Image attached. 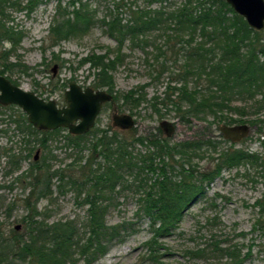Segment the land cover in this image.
<instances>
[{"label":"trees","instance_id":"obj_1","mask_svg":"<svg viewBox=\"0 0 264 264\" xmlns=\"http://www.w3.org/2000/svg\"><path fill=\"white\" fill-rule=\"evenodd\" d=\"M156 1L148 0L151 4ZM31 2L28 6L14 1L11 4L18 9L32 11L35 6ZM1 5L2 2V16H9L1 10ZM60 6V18L50 28L54 45L74 34L86 33L96 24L95 10L90 9L88 4H82L72 13L67 8L61 10ZM129 14L126 22L120 12L109 20H103L107 32L117 40L118 55L112 59L104 54H91L83 60L96 70L95 89L113 91L111 72L123 62L122 50L127 40L131 46H141L149 41V33L171 31L172 36L167 40H178L181 43L178 52H182L186 59L184 69L177 72L179 79L172 80L180 85L165 88V96L160 102L164 106L173 105L175 109L194 116L205 112L222 121L226 116L219 113L235 109L232 102L236 98L254 99L264 91V30L251 28L227 1L182 0L172 9L165 6L155 9L129 7ZM11 21L10 16L0 18V41L18 46L23 33L6 24ZM11 53V48L0 51V73H28V65L20 60L10 61ZM160 65L162 73L169 68L166 62ZM173 74L175 72L172 71L170 75ZM190 79L198 84L205 81L206 86L198 89L197 85L192 89ZM66 86V83L63 84L64 88ZM144 99L143 95L135 101ZM227 119V124H234L231 123L232 118ZM10 120L25 131L23 138L34 136L45 149L49 148L50 140L65 131L64 146L80 153L78 160L84 159V151L89 152L84 164L77 168L80 171L78 175L64 168L52 170L50 162L56 156L53 153L51 157L44 156L42 161L48 163V168L35 178L39 191L34 193L37 199L50 196L55 178L58 187L69 186L76 190L78 196L84 195L78 204L87 206V214L83 221L60 219L49 223L48 217L36 219L41 213L32 210L25 217L26 230L23 233L15 228L5 229L0 221V261L3 264H93L107 253L115 240L123 237L122 231L128 230L126 224L107 223L110 208L116 205L118 194L125 189L137 192V215L150 220L153 236L149 244L152 257H155L157 246L154 244L158 239L176 233L185 211L206 195L208 185L226 168L256 160V156L249 152L231 150L233 144L220 151L219 142L211 138L170 144L166 138L138 137L128 142L112 127H94L86 134L73 135L62 127L51 131L38 130L29 123L24 113L19 118L11 116ZM135 142L146 146V150L136 153L133 150ZM206 158L210 167L202 170L198 161ZM3 203L0 198V208ZM259 203L263 216L259 223L264 229V196ZM207 245L186 253L193 258L207 260V264H245L246 258L237 245L222 246L219 240ZM211 259L217 262L209 263Z\"/></svg>","mask_w":264,"mask_h":264},{"label":"rangeland","instance_id":"obj_2","mask_svg":"<svg viewBox=\"0 0 264 264\" xmlns=\"http://www.w3.org/2000/svg\"><path fill=\"white\" fill-rule=\"evenodd\" d=\"M13 1L21 2L22 6H28L32 1L35 7L32 11L18 9L11 4ZM73 1L77 3L73 4ZM181 1L157 0L151 4L148 0H0L1 10L13 19L6 24L15 26L23 33L18 46H12L9 41H0V51L11 48L10 61L20 60L29 66L28 73L7 72L6 75L22 88L34 91L46 100L54 99L64 106L65 91L70 83L94 88L96 70L89 62L83 63L85 57L104 54L114 59L118 55L117 40L107 32L103 20H109L120 12L126 22L130 17L129 7L155 9L165 6L172 9ZM84 3L95 10L96 24L88 32L74 34L59 45H54L50 28L60 18L59 5L61 10L67 8L72 13ZM9 16L3 17L0 13V18ZM169 36H172L171 31L149 33V41L141 46H131L129 40L125 42L122 50L124 60L111 72L114 85L109 93L113 98L101 110L95 128L112 127L128 142L138 137L166 138L170 144L211 138L219 142L220 151L233 144L231 150L249 152L256 156V160L226 168L220 177L208 185L206 195L185 211L176 233L160 238L154 244L157 246L155 257H152L149 244L153 236L150 220L137 215L138 194L133 189L123 190L116 198V205L109 210L107 223L126 224L128 230L122 231L123 237L115 240L107 253L93 264H207V260L193 258L186 251L207 247L216 240L222 242V246L237 245L246 258L245 264H264V229L260 228L259 223L263 218L259 202L264 196V91L254 99L236 98L232 102L235 109H225L219 113L227 120L232 118L231 123L234 124L228 125L244 124L238 122L246 121L250 126V133L235 142L225 138L220 130L223 124H227L226 118L221 121L205 112L194 116L175 109L173 105L164 106L160 102L165 96V88L180 85L172 80L179 79L177 72L184 69L186 59L182 52H178L181 43L175 39L167 40ZM196 41L199 42V39ZM161 62L169 66L164 73ZM172 71L175 74L170 75ZM65 83L66 88L63 87ZM189 86L200 89L206 86V82L198 84L190 79ZM99 89L107 91L106 88ZM143 95L144 100L135 101ZM155 97L158 99L155 100ZM0 111V119L4 118L0 120V198L4 202L0 208V221L5 229H16L19 224L21 227L16 230L25 232V217L32 210L41 213L36 219L48 217L49 223L60 219L83 221L87 206L78 202L82 201L84 195L78 196L76 190L69 186L58 187L54 178L53 193L37 199L34 193L39 191V185L35 178L46 172L48 163L42 160L44 156L51 157L52 153L56 156L50 162L52 170L64 168L78 175L80 171L77 168L84 164L89 152L84 151V159L78 160L80 153L64 146L65 131L49 141V148H42L34 137H30V140L23 138L24 133L10 120L11 116L19 118L22 109L0 105ZM115 112L132 115L134 126L127 130L114 127L112 117ZM165 120L176 127L171 136H167L160 126ZM134 146L136 153L146 150V146L137 142ZM37 150H40V154L36 161ZM198 162L202 170L210 167L207 158ZM10 208L11 212H8ZM210 262L217 261L211 259Z\"/></svg>","mask_w":264,"mask_h":264},{"label":"water","instance_id":"obj_3","mask_svg":"<svg viewBox=\"0 0 264 264\" xmlns=\"http://www.w3.org/2000/svg\"><path fill=\"white\" fill-rule=\"evenodd\" d=\"M225 1L247 20L251 28L264 30V0ZM112 98L113 95L105 89L95 90L90 86L83 88L78 83L72 82L65 91L66 105L59 106L56 100H46L34 91L13 84L10 79L0 74V103L19 105L27 113L29 122L40 130H55L63 127L73 135L86 134L94 128L103 104L111 101ZM112 118L113 126L122 130L130 129L135 124L133 116L127 113L115 112ZM160 126L167 136H171L176 129L174 124L166 120L162 121ZM220 130L225 138L235 142L250 133V126L223 124ZM20 227L21 225L18 224L16 229Z\"/></svg>","mask_w":264,"mask_h":264},{"label":"flooded vegetation","instance_id":"obj_4","mask_svg":"<svg viewBox=\"0 0 264 264\" xmlns=\"http://www.w3.org/2000/svg\"><path fill=\"white\" fill-rule=\"evenodd\" d=\"M1 74V73H0ZM2 75H4V76H6L8 79H10L11 80V82L13 83V84H15V85H17V86H20L19 85V83L18 82H16L15 80H13V79H11V77H9L8 75H6V73L5 74H2ZM21 87V86H20ZM93 88V87H92ZM24 89V88H23ZM99 89V88H98ZM95 90H97V89H95ZM36 93V92H35ZM37 94V93H36ZM38 95V94H37ZM38 96H40V95H38ZM41 97V96H40ZM105 104L106 103H104L103 104V106H102V109L104 108V106H105ZM0 105L1 106H6V107H15V106H17V107H19L20 109H22L19 105H16V104H10V105H3V104H1L0 103ZM59 105V104H58ZM60 106V105H59ZM101 109V110H102ZM23 110V109H22ZM22 113H24V114H26V116H27V119H28V115H27V113L26 112H24V110L23 111H21ZM99 116V115H98ZM97 120V119H96ZM12 121V120H11ZM29 121V120H28ZM14 122V121H13ZM30 123V122H29ZM15 124H16V122H15ZM32 124V123H31ZM33 125V124H32ZM96 125V124H95ZM16 126H17V124H16ZM34 126V125H33ZM18 127V126H17ZM35 127V126H34ZM36 128V127H35ZM63 128V127H62ZM19 129V128H18ZM38 129V128H37ZM20 130V129H19ZM38 130H40V129H38ZM20 131H22V130H20ZM51 131V130H50ZM23 132V131H22ZM69 132V131H68ZM23 133H25V131L23 132ZM70 133V132H69ZM27 138H29V139H31L30 137H34V136H26ZM25 137V138H26ZM34 139H35V137H34ZM39 146L40 147H42V148H44L41 144H39ZM37 154H38V158H39V154H40V150H37ZM38 158L36 159V155H35V157H34V159L37 161L38 160Z\"/></svg>","mask_w":264,"mask_h":264}]
</instances>
